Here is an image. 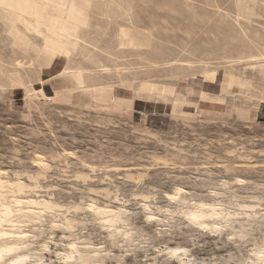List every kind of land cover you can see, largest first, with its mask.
Listing matches in <instances>:
<instances>
[{
	"label": "rangeland",
	"instance_id": "1",
	"mask_svg": "<svg viewBox=\"0 0 264 264\" xmlns=\"http://www.w3.org/2000/svg\"><path fill=\"white\" fill-rule=\"evenodd\" d=\"M46 1L0 2V192L22 202L23 255L261 263L264 0ZM209 206L218 233L190 219Z\"/></svg>",
	"mask_w": 264,
	"mask_h": 264
},
{
	"label": "bare ground",
	"instance_id": "2",
	"mask_svg": "<svg viewBox=\"0 0 264 264\" xmlns=\"http://www.w3.org/2000/svg\"><path fill=\"white\" fill-rule=\"evenodd\" d=\"M49 1L50 0H48V2ZM52 1L53 0H51V2ZM0 2H2V4H4L5 6H8L10 8H12V9H17V10H19V11H21L23 13H27V14L30 13V15L32 14L33 11L37 10L40 7L39 5L37 7L36 6V3H31V0H0ZM48 2L46 1V3H48ZM48 29H49V31L52 32V35H53V36L51 35V36L45 38L46 39V44H47L48 50H51L53 53H56V54L61 53L60 51L62 49H64V48L67 47V43L63 40L64 38H62L61 35H58L57 34V31H56L57 28L56 27L48 25ZM62 30H63V32L66 31V30L68 31L69 30L68 29V26L66 25L64 28H62ZM0 174H1V170H0ZM9 187H10V189H13L14 186L13 185H9ZM2 190H5V183L2 184L1 179H0V191H2ZM3 194L4 193H1L0 192V264H35V263L30 262V259H31L32 256L29 257V256H26V255H23L24 252L21 250V248H23V247L20 248V244L23 241L22 238H24L25 237V234H26L24 232L25 230L23 231L25 234L23 232H21V231H18V232L17 231L16 232H13L12 231L11 232V230H13V228H16L17 227L16 224L21 223V222H22V224L24 223L23 220H22V217H21V213H22V211L24 209L22 210L20 208L21 207L20 205L22 204V202L19 199L18 200L17 199H14L13 200V205L7 204L4 201L5 200V196ZM28 204L29 205H33V204H37V202H34L32 200V201H29ZM39 205H41V204H39ZM202 206L205 207V205H202ZM204 207H202L203 210H204ZM209 207H212V208H209L210 210L209 209H205V211H199V210L195 211L194 210L193 212H190V214H189L190 219L193 220L195 222V225L199 226V228H202V229H212V230L215 229L216 230V233H218V231L220 232V230H221L222 227H219L217 225L218 223H213L212 222L213 223L212 225L207 224V220H209L207 218H212L213 219L215 216H218L220 214L217 213V210H215L216 208H213V206H209ZM111 213L112 212H107V210H106L105 212H103L101 214H108V215H110L108 217L109 219H107L106 222L107 223L114 224L115 219L118 218V217L115 216V215H112ZM221 215H222V213H221ZM14 217L16 218V220L13 219ZM26 217L28 218L29 216H26ZM30 218H29V220H30ZM217 219H218V217H217ZM217 219H216V221H217ZM219 220H222V219H219ZM5 224H7V227L6 228H5ZM8 225H9V227L11 226V228H12L11 230L9 229L10 231L7 230L9 228ZM210 226L213 227V228H211ZM12 239H14V240H12ZM72 249H74V252L73 253L74 254H78L79 257L77 258V257L73 256L74 254L72 253V256L71 257H68L69 259H72V260H76L77 259L76 261H80V262H82V264H96L99 261H101V260H97V258H95L96 255L95 256H83V255H80L79 254V250H75V246ZM186 255H187V250L186 249H182V248L181 249H178L177 248V249L171 250L170 251V256L171 257L169 259V263L172 262V260H173L175 262H172V264H176V262H180V264L181 263L182 264H191V263H187V262L184 261V257ZM106 258H104V259L101 258V259H102L103 262L105 261V262H107L109 264L110 263L109 262L110 258L109 259H106ZM259 258H264V256L263 257L260 256ZM32 259L34 260V258H32ZM256 264H264V259L261 260V263H256Z\"/></svg>",
	"mask_w": 264,
	"mask_h": 264
}]
</instances>
